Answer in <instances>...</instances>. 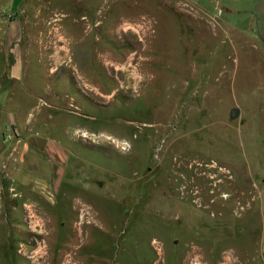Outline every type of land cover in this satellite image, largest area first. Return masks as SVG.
<instances>
[{
    "label": "rangeland",
    "instance_id": "obj_1",
    "mask_svg": "<svg viewBox=\"0 0 264 264\" xmlns=\"http://www.w3.org/2000/svg\"><path fill=\"white\" fill-rule=\"evenodd\" d=\"M8 126L78 185L16 200L0 264H264V0H0Z\"/></svg>",
    "mask_w": 264,
    "mask_h": 264
},
{
    "label": "crops",
    "instance_id": "obj_2",
    "mask_svg": "<svg viewBox=\"0 0 264 264\" xmlns=\"http://www.w3.org/2000/svg\"><path fill=\"white\" fill-rule=\"evenodd\" d=\"M21 71L22 67L15 72L11 65L6 71L10 75L8 77L6 75V77L17 81ZM24 130L30 133V136L26 139L27 141L12 140L5 143L1 138L3 132L0 129V161L8 162V168L0 171V225H3L4 221L9 223L11 220L13 223L12 227H15L14 224L17 222V217L14 216V213L18 210L16 200L24 199L25 197L32 200L38 189L51 190L49 188H52V192L55 190L61 193L71 185H78L75 182V178L66 180L65 172L61 174L64 169L62 168L63 164L69 159L67 148L57 141H49L47 137L41 135L42 130L36 126H25ZM82 137L84 138L83 134ZM79 185L81 186V183ZM10 194L14 196L11 197ZM25 222L24 208L22 223L25 224ZM135 225L137 224H132L131 229ZM206 226L210 230L220 228L219 233L221 235L223 234L222 231L228 228L224 223L218 221L208 222ZM190 227L198 228V225ZM195 228H193L194 231L197 230ZM21 232L24 233V231ZM215 234L216 232L213 233L214 236ZM140 243L141 240H134L133 252L137 255L135 257L137 259L141 258L142 248Z\"/></svg>",
    "mask_w": 264,
    "mask_h": 264
},
{
    "label": "built area",
    "instance_id": "obj_3",
    "mask_svg": "<svg viewBox=\"0 0 264 264\" xmlns=\"http://www.w3.org/2000/svg\"><path fill=\"white\" fill-rule=\"evenodd\" d=\"M18 131L14 128V126H8L5 128V130L2 133V140L5 143H8L12 140L18 139ZM8 168V162L6 161H0V171H4ZM44 193L48 195L49 199L53 200L54 194L51 190L43 189ZM226 198V195L224 196ZM25 215L27 218V221L29 220V228H31V225L35 222L36 214L31 206L25 205ZM78 227L80 229H83L85 226H91L96 225L95 219L93 214L91 213V210L82 205L79 208V215H78ZM151 246L155 253L158 256V262L156 264H160L163 261V255H164V246L161 241L154 239L151 242ZM189 264H204L203 258L201 255L197 254L196 252L191 257ZM227 264V263H224Z\"/></svg>",
    "mask_w": 264,
    "mask_h": 264
},
{
    "label": "water",
    "instance_id": "obj_4",
    "mask_svg": "<svg viewBox=\"0 0 264 264\" xmlns=\"http://www.w3.org/2000/svg\"><path fill=\"white\" fill-rule=\"evenodd\" d=\"M236 117V109H233L232 113H231V118H235Z\"/></svg>",
    "mask_w": 264,
    "mask_h": 264
}]
</instances>
